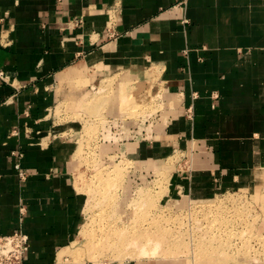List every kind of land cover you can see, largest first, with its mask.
Returning a JSON list of instances; mask_svg holds the SVG:
<instances>
[{
    "label": "crops",
    "instance_id": "1",
    "mask_svg": "<svg viewBox=\"0 0 264 264\" xmlns=\"http://www.w3.org/2000/svg\"><path fill=\"white\" fill-rule=\"evenodd\" d=\"M112 3L0 0V235H27L24 264H56L84 226L90 100L110 103L91 140L166 170L180 212L264 182V0H121L110 19Z\"/></svg>",
    "mask_w": 264,
    "mask_h": 264
},
{
    "label": "rangeland",
    "instance_id": "2",
    "mask_svg": "<svg viewBox=\"0 0 264 264\" xmlns=\"http://www.w3.org/2000/svg\"><path fill=\"white\" fill-rule=\"evenodd\" d=\"M100 103L96 106L90 100L85 104L80 114H86L91 122L86 121L80 134H74V139H79L80 163L74 166L73 176L78 191L86 195L84 226L71 247L60 252L56 264H264V182L257 190L220 195L207 207L200 205L209 202L182 200L180 212L176 202L164 197L166 170H149L155 164L143 168L114 154L111 146L108 153H102V143L91 140L98 136V116L105 114L110 104L107 98ZM138 106H129L131 116L136 115ZM63 120L66 118L59 117L58 121ZM178 158L176 154L167 159V170ZM133 230L147 233L134 237L139 247L126 249ZM150 231H155L153 237ZM159 232L160 247L155 250L150 240H157L154 236ZM101 240L120 244L101 252ZM141 245L149 255L142 254ZM151 252L156 255L152 257Z\"/></svg>",
    "mask_w": 264,
    "mask_h": 264
},
{
    "label": "built area",
    "instance_id": "3",
    "mask_svg": "<svg viewBox=\"0 0 264 264\" xmlns=\"http://www.w3.org/2000/svg\"><path fill=\"white\" fill-rule=\"evenodd\" d=\"M188 0H178V6H185ZM121 0H113V5L108 10L109 18L111 19L120 7ZM111 15V16H110ZM185 22V21H184ZM0 72V79H2ZM11 156L16 158L14 169L21 181L26 179V173L21 169L19 159L21 152H12ZM28 251V237L21 229L8 235H0V264H24L25 255Z\"/></svg>",
    "mask_w": 264,
    "mask_h": 264
},
{
    "label": "bare ground",
    "instance_id": "4",
    "mask_svg": "<svg viewBox=\"0 0 264 264\" xmlns=\"http://www.w3.org/2000/svg\"><path fill=\"white\" fill-rule=\"evenodd\" d=\"M59 111H60L59 109H58V110L56 109V112H57V113H58ZM80 119H81V121H82V125L85 124V122L87 121V120L85 121V119H84L83 117H81ZM81 134H82V133H81ZM80 138H81V136H80ZM78 140H79V139L77 138L76 143L78 142ZM157 185H158V184H157ZM158 187H159V186H158ZM144 206H145V205H144ZM135 208H136V207H135ZM132 213H134V211H132ZM134 230H135V229H134ZM134 230L131 231L132 233H134V235L131 236L132 238L130 237L131 239H130V240H127V242L129 243V246L126 244V245H127V246H126V247H127L126 249H128L129 247L132 248V249L135 248V247H139L138 244L136 243V241H134V237H135L136 235H137V237H141V236H143L145 233H147V231L145 230V231L140 232V234H136V233L134 232ZM158 231H159V230H158ZM128 232H129V231H128ZM128 232H127V233H128ZM154 233H155V231H150V236H151L152 234H154ZM161 234H162V233L159 232V233H158V236H157V235L154 236V239H157V240H155V241L152 240V239L150 240V242H152V243L155 245V246L153 247L155 250H156L158 247H160V246H159V242H160V239H161V238H160L159 236H160ZM151 237H153V236H151ZM126 239H127V237H126ZM95 242L97 243V241H95ZM123 242H124V241H123ZM98 243L101 244V250H102L101 252H103L104 249H105L106 247L108 248V247H112V246H117L118 243L120 244V241H118V242H117V241H116V242H111V241H110V242H109V241L101 240L100 242L98 241ZM93 246L96 247V246H98V244H94ZM92 248H93V247H92ZM140 250H141V252H142L143 255H146V253H145V245H141V246H140ZM152 250H153V249H152ZM105 252H106V251H105ZM104 254H105V253H104ZM150 254L152 255V257L156 255V254H154V252H153V253L151 252ZM95 255H96V254H95ZM101 255H102V254H101ZM147 255H149V254H147ZM147 255H146V256H147ZM148 257H149V256H148ZM57 263H58V261H57ZM83 263H84V262H83Z\"/></svg>",
    "mask_w": 264,
    "mask_h": 264
}]
</instances>
